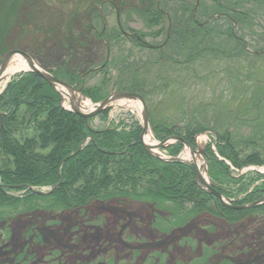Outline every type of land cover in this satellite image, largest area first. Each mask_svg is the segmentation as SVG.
<instances>
[{
	"label": "trees",
	"instance_id": "trees-1",
	"mask_svg": "<svg viewBox=\"0 0 264 264\" xmlns=\"http://www.w3.org/2000/svg\"><path fill=\"white\" fill-rule=\"evenodd\" d=\"M246 2L252 4L251 8H246ZM212 3L214 8L208 10L204 21L197 20L196 11L194 22L191 17L192 20L185 21L184 25L194 26L196 22L198 27L203 25L200 28L215 33L219 39L212 40V35L206 33L203 44L191 39L182 42L186 47L184 57L187 61L204 62L208 53L216 55L223 52L222 47L227 43L232 45L231 51L237 57L264 56L263 46L244 40L247 35L244 28L246 24L252 23L250 17L254 13L253 8L264 5V0L238 1L236 5L239 8L227 0H213ZM34 11L36 14L40 12ZM158 13L155 11L147 23L157 22ZM174 27L175 23L171 33L174 38L178 35H196V31L191 28L176 31ZM250 29L249 37H256ZM80 39V35L69 36V41L62 47L69 49L73 47V40L78 43ZM59 69L60 79L67 84L78 86L81 83L80 70ZM100 73L103 74L102 79L82 89L83 95L92 102L101 101L108 92L121 90L138 94L147 105L146 98L152 95L147 86L124 82L115 73H110L108 68ZM17 77L0 96V256L9 253L7 257L12 264H118L109 254L111 251L125 258L120 262L128 264L126 259H136L135 255L146 254L140 248V241L135 243L136 247L124 246L120 239L131 238L125 232L118 235L117 226L107 217L103 219L105 226H99L102 229L95 226L87 228L84 224L95 220L98 211L119 210L122 214L129 211L133 204L142 219H138L139 222L135 220L140 229L130 232L141 234L151 241L154 234L166 238L174 232L170 238L177 236L181 228H187L192 223L200 224L207 217L229 221L231 216L239 215L244 216V224H247L246 217L249 215L257 213L263 216V213H252L251 210L233 211L223 207L211 194L201 189L192 165L165 163L149 156L140 144L141 127L137 121H132L129 126L112 125L103 130L94 129L92 119L85 121L73 113L64 112L58 96L38 76L23 74ZM69 78L74 82H70ZM123 83H129L130 86H124ZM166 83L162 87H170L169 80ZM19 106L25 109L23 119L20 116L17 123ZM148 114L156 140L164 141L172 136L182 140L166 149L172 156L179 153L184 141L194 147L193 138L196 134L209 135L217 156L207 144V172L211 187L225 199L242 205L252 203L264 194V175L251 171L236 177L230 171L231 168L240 171L248 166H264L263 156L251 154L238 161L232 152L234 145L229 134L211 133L193 120L185 122L184 127L169 126L165 119L154 121L150 110ZM33 139L38 144L33 145ZM223 186L232 189L224 190ZM249 187L252 188L248 190ZM40 188L49 191L40 192ZM234 190L236 194L233 197ZM17 192L19 194L14 195ZM144 197L150 202H142ZM209 199L214 202L212 211L206 210L201 204L196 206L200 203L197 201ZM15 220H19V223L12 222ZM43 226L48 231L60 228L61 237L57 238L60 244L43 240L40 234ZM96 230L106 235V239L98 241L100 243L96 242ZM187 236H181L178 243L195 250L193 239ZM72 240L75 241L70 243ZM110 246L112 248L107 249ZM232 248L223 246L213 250L207 245L200 246L198 255L201 256L183 259L181 256L172 258L173 261L169 259V252H162V248H159L150 251L152 257L147 253L145 258L150 264H239L241 259L230 258ZM108 250L111 251L104 253ZM79 254L80 260L77 257Z\"/></svg>",
	"mask_w": 264,
	"mask_h": 264
},
{
	"label": "rangeland",
	"instance_id": "rangeland-1",
	"mask_svg": "<svg viewBox=\"0 0 264 264\" xmlns=\"http://www.w3.org/2000/svg\"><path fill=\"white\" fill-rule=\"evenodd\" d=\"M212 1L0 0V64L8 53L21 52L33 60L46 74L48 73L53 79L68 86L72 85L60 79L59 68L80 70L82 77L78 86L84 89L86 86L96 84L99 78L102 79L103 74L100 72L108 68L110 73H115L124 82L147 86V90L152 93L146 98L149 107L147 109L150 110L154 121L165 119L169 126L184 127L185 122L193 120L192 122L208 128L211 133L229 134L234 145L232 152L238 161L251 154L264 157V56L237 57L231 51L232 45L227 43L225 47H222L223 52L216 55L208 53L204 62L189 63L184 57L186 47L182 42L191 39L193 42L200 41L203 44L205 34L209 33L205 32L206 29L200 28L204 27L203 25L198 27L196 22L194 26L184 25V22L189 19H193L194 22L196 11L197 20L204 21L207 18L208 10L214 8ZM228 1L237 8L238 1L248 0ZM251 5L248 2L245 4L246 8H251ZM56 9L61 11H56ZM253 9L254 13L250 17L252 23L246 24L244 28L245 34H247L244 36V40L250 43L252 41L254 45L258 43L264 47V5L260 4ZM34 10H40V12L36 14ZM155 11L159 12V15H156L158 21L148 24L147 22L151 21L150 17ZM174 23L176 31H184L187 28L195 30V37L188 34L172 37ZM225 25L228 24L225 22ZM248 28H251L250 30L256 36L255 39L249 37ZM94 32L96 34L93 36ZM75 34L81 36L78 43L73 40V47L69 49L62 47V44L69 41L68 37ZM209 34L212 35V40L219 39L215 33ZM238 34L241 35V33ZM168 47L170 48L168 49ZM16 60L12 59L10 63H15ZM198 61L200 60L198 59ZM23 62L26 63L24 60ZM23 74L34 73L26 70L16 72L9 78L5 76L0 82V96L4 94V90L10 82L16 81L17 76ZM39 78L58 96L62 110L68 112L71 106L68 100L63 99L62 94L65 92L69 96L67 91L62 88L56 90L43 78ZM69 79L70 82H74L73 79ZM166 80L170 82L168 88L162 87L163 84H167ZM123 84L130 86L129 83ZM115 91L121 90L112 92ZM112 92H108V95ZM81 95L84 101H89V108L86 112L99 103L92 102L87 97L85 99L82 92ZM21 106L17 108V112L14 110L17 123L20 116L22 119L24 117L25 108H21ZM102 114L103 116L92 119L91 125L94 129L103 130L112 125L129 126L132 121H137L141 125L140 111L132 102H114ZM196 135V146L204 150L209 143V135L205 133ZM153 140L156 143L159 142ZM153 140H147V144L151 145ZM32 143L36 145L38 141L33 139ZM157 152L164 158L187 154L186 159L182 157L187 161L183 163L192 164L187 150L183 147L178 154L173 156L166 149ZM194 159L201 165L202 177H206L205 156H195ZM251 167L253 166L244 167L237 173L233 168L230 171L231 174L238 177L250 173ZM256 169L264 171V166ZM222 188L224 190L232 189L225 186ZM250 188L252 187H249L248 190ZM47 190L40 188L39 191L46 192ZM6 191L9 194L12 193ZM17 194L19 193H14V195ZM235 194L234 190L232 196L234 197ZM263 197L264 194L260 196V199ZM141 200L144 203L150 202V199L145 197ZM214 200L216 199L214 198ZM197 202L200 203H197L196 206L201 204L206 210L214 209V202L211 199ZM131 206L129 211L122 214L119 210L98 211L95 220L87 222L84 227H103L105 226L103 219L107 217L117 226L118 235L125 232L131 238L123 240L120 235L122 237L120 241L124 246L136 247L135 243L140 241L142 243L140 248L144 249L146 254H150V251L154 249L162 248V252H169L167 254L170 261H173L172 258L181 256L182 259L189 256L199 257L201 256L198 255L200 246L207 245L213 250H218L223 246H233L230 250L233 254L228 255L231 259H241L242 261H238L239 264H264V204L250 209L252 213H263L261 214L263 216L257 213L251 214L246 217L247 224H244V216L239 215L231 216L228 218L229 221L217 217L215 219L207 217L205 221L202 219L200 224L192 223L187 225V228H185L186 226L181 228L179 235L172 238L170 237L174 232H171L170 236L166 238H160L154 234V237H151L153 241L150 238H144L141 234L134 235L130 232L140 229L138 219H142L136 206L134 204ZM191 211L193 212V209ZM218 213H220L219 209ZM216 216L220 217L221 215L216 214ZM66 218L68 219V217ZM122 218L124 219L121 223ZM12 222L19 223V220ZM229 222H233V224H229ZM42 229L40 234L43 235V240L46 243L53 241L60 244L57 239L58 236L61 237L60 228L55 229L56 231H48V228L43 226ZM100 233L102 232L96 230L97 243L106 239V235ZM194 234L195 236L192 237ZM181 236L192 238L193 245L196 246L195 250L181 246L178 243L182 239ZM74 241L72 240L70 243ZM242 243H244L243 246H241ZM111 248L112 246L107 249ZM109 251L111 250L104 253ZM109 254L118 264H127L125 261L120 262L124 257H120L113 251ZM146 254L135 255L136 259L128 258L126 260L128 264H150L147 263L148 261L146 262ZM7 255L9 253H3L0 256V264H12ZM150 255L153 256V254ZM83 256L86 257L85 254ZM77 257L79 260L81 259L80 254Z\"/></svg>",
	"mask_w": 264,
	"mask_h": 264
},
{
	"label": "water",
	"instance_id": "water-1",
	"mask_svg": "<svg viewBox=\"0 0 264 264\" xmlns=\"http://www.w3.org/2000/svg\"><path fill=\"white\" fill-rule=\"evenodd\" d=\"M13 58H20L23 59L26 63L27 66L29 67V72L34 73L36 75H38L39 77L43 78L45 81H47L48 83H50L51 86H53L56 90L58 88H62L65 91H67L70 96L71 99L69 100L70 106H71V110L70 112L75 114L78 117L83 118L85 121H87L90 118H93L95 116H97L98 114H101L102 112L106 111L110 105L114 102H118V101H125V102H132L134 103L137 108L140 111L141 114V135H140V144L142 145L144 151L150 155L151 157L164 161V162H178V163H183V162H187L185 161L181 155H178L177 157H171V158H163L161 155H159L158 152H156V150L159 149H164L166 148L168 145L171 144V142L173 141H179V139L177 137H171L169 139H167V141H162V142H158L156 143L153 139V133L149 124V117H148V112H147V107L146 104L144 102V100L137 94L135 93H128V92H115L110 94L109 96H107L106 98H104L100 103L94 105V107L92 108V110H90L89 112H82L76 103L75 100V95H77L78 97L82 98V95L80 93V90H75L74 88H71L68 85H65L64 83H61L58 80L53 79L50 75H48V73L46 74L45 71H43L42 69H40L38 67V65L33 62V60H31L26 54H23L21 52H10L8 53L4 58L2 63L0 64V82L3 78H5V70L7 67L8 62H10V60H12ZM148 137V140H153L152 145L147 144V142H145V138ZM185 148L188 151V154L191 158V162L192 165L195 167V171H196V178L200 180V182L202 183L204 189H206L213 197H215L217 200L220 201V203L232 210H247V209H251V208H256L258 206H261L264 204V197L256 202L247 204V205H241V206H231L228 203H226L223 199V197L216 192L215 190H213L210 187L209 182V178L207 175V169L206 166L204 164V170L206 172V180L202 177L201 172H200V167L201 165L198 164L197 160L194 159L195 156L199 157H203L204 156V150L201 149L200 147H197L196 150H194L188 143H185ZM259 172V171H257ZM262 173V172H259ZM264 174V173H262Z\"/></svg>",
	"mask_w": 264,
	"mask_h": 264
},
{
	"label": "bare ground",
	"instance_id": "bare-ground-1",
	"mask_svg": "<svg viewBox=\"0 0 264 264\" xmlns=\"http://www.w3.org/2000/svg\"><path fill=\"white\" fill-rule=\"evenodd\" d=\"M13 59H17L16 62L15 63H13V62L10 63L11 62V60H10V62H8V64H7V67H6V70H5V75H6L7 78H9L11 75L15 74L16 72L26 71V70L29 69V67L27 66V63H24L23 60H21L20 58H13ZM62 94H63V99L68 100V101L71 99V96L70 95L67 96V94L65 92H62ZM75 100H76V103H77L78 108L82 112H86L88 110V108H89V101H87V100L84 101L83 99H81L77 95L75 96ZM147 140H148V137L145 138V142H147ZM181 157H183L184 159H186L187 158V154L186 155L183 154ZM159 161H161V160H159ZM161 162H164V161H161ZM165 163H167V162H165ZM204 191H206V190L204 189Z\"/></svg>",
	"mask_w": 264,
	"mask_h": 264
},
{
	"label": "flooded vegetation",
	"instance_id": "flooded-vegetation-1",
	"mask_svg": "<svg viewBox=\"0 0 264 264\" xmlns=\"http://www.w3.org/2000/svg\"><path fill=\"white\" fill-rule=\"evenodd\" d=\"M193 143L195 144V142L193 141Z\"/></svg>",
	"mask_w": 264,
	"mask_h": 264
}]
</instances>
